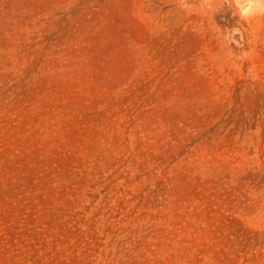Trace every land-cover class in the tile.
Wrapping results in <instances>:
<instances>
[{"label": "rangeland", "instance_id": "rangeland-1", "mask_svg": "<svg viewBox=\"0 0 264 264\" xmlns=\"http://www.w3.org/2000/svg\"><path fill=\"white\" fill-rule=\"evenodd\" d=\"M0 264H264V15L0 0Z\"/></svg>", "mask_w": 264, "mask_h": 264}, {"label": "clouds", "instance_id": "clouds-1", "mask_svg": "<svg viewBox=\"0 0 264 264\" xmlns=\"http://www.w3.org/2000/svg\"><path fill=\"white\" fill-rule=\"evenodd\" d=\"M229 6H235L242 18L264 15V0H224Z\"/></svg>", "mask_w": 264, "mask_h": 264}]
</instances>
